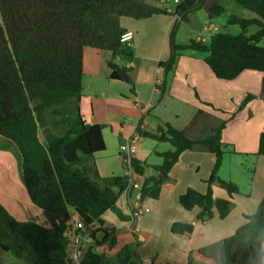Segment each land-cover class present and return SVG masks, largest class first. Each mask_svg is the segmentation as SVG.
<instances>
[{"label":"trees","instance_id":"obj_1","mask_svg":"<svg viewBox=\"0 0 264 264\" xmlns=\"http://www.w3.org/2000/svg\"><path fill=\"white\" fill-rule=\"evenodd\" d=\"M207 1L173 0L176 7L169 11L151 0H0V137L15 147L22 181L44 218L42 223L35 219L20 222L0 203L1 252L22 264H71V219L78 214L86 227L98 226L81 264H112L99 249L116 245V227L107 225L103 216L111 211L121 221L132 220L118 206L130 181L126 175L102 178L98 174L94 159L106 150L104 127L86 122L81 102L87 48L111 52V79L128 83L134 91L132 69L125 58H133L135 50L131 43L122 41L127 34L122 18L177 17L170 34L171 56L160 63L165 85L183 53L194 51L207 54L205 62L220 80H235L245 71L262 73L264 99V0H235L256 16L228 17L229 26L240 28L239 35L223 31L213 34L207 43H176L180 25L189 23L190 16L200 12ZM224 12L219 4L210 8L211 17ZM252 27L258 31L249 36ZM255 98L248 95L239 110ZM141 126L137 128L140 137L167 142L172 147L158 153L162 163L152 167L151 176H145L147 167L133 157L132 166L142 177V201L159 199L180 156L201 145L215 156L206 181L207 192L188 189L180 197V204L187 211L200 208L198 220L202 223L215 218V211L219 219H226L234 196L241 193L235 183L218 177L225 154V124L200 142L192 141L170 124L160 127L157 133L145 132ZM257 155L264 156V132ZM88 161H92L91 167ZM215 183L228 199L215 200ZM247 220L233 236L189 252L187 264H263L264 197L257 212ZM194 229L193 224L175 223L171 231L191 235ZM136 258L137 253L124 246L117 254V264H137Z\"/></svg>","mask_w":264,"mask_h":264},{"label":"crops","instance_id":"obj_2","mask_svg":"<svg viewBox=\"0 0 264 264\" xmlns=\"http://www.w3.org/2000/svg\"><path fill=\"white\" fill-rule=\"evenodd\" d=\"M151 2L169 11L176 6L175 2V6L168 5L166 0ZM220 3V0L207 1L204 8L209 16L211 6ZM202 10L190 16L188 25L203 33L196 41L207 43L221 28L214 24L211 16V27H207V14L202 15ZM246 17L254 18L249 11ZM176 21L175 15H159L147 20L122 18L121 23L131 35L130 43L135 50L133 58H125L126 65L132 69L134 91L128 83L111 79L112 71L108 66L111 52L85 49L81 113L87 123L104 127L106 144L105 152L94 159L98 174L102 178L125 175L121 146L137 134L140 123L142 130L150 133H157L160 127L170 124L196 142L225 124L222 134L225 154L218 177L235 183L241 194L234 196L232 211L226 219H219L215 211V218L200 222L201 209L185 210L180 197L188 189L201 194L207 192L206 181L211 176L215 156L201 145L184 152L169 174L170 181L163 185L159 199L143 201L139 217L125 222L111 211L103 216L106 222L110 220V227H116L117 242L113 248L104 246L99 251L107 258L115 255L116 263L119 250L129 246L138 255L134 259L137 264H187L189 252L233 236L247 223V217L257 212L264 197V156L257 155L260 135L264 132L263 74L245 71L235 80H220L205 62L206 56L187 51L165 85L160 63L167 62L171 56L170 34ZM87 76L106 83H88L85 88ZM248 95L256 98L238 110ZM0 147V203L20 222L35 219L42 223V211L31 202L22 181L15 147L1 137ZM171 149L167 142L141 136L134 156L147 167L145 176H151L152 167L162 163L158 153ZM91 162H87L89 167ZM138 181L141 183L142 177L138 176ZM213 192L215 200L229 198L217 183L213 184ZM129 195L128 198L123 195L118 206L124 215L132 217L133 200ZM175 223L193 224V234L172 233ZM13 262L19 260L0 251V264Z\"/></svg>","mask_w":264,"mask_h":264},{"label":"built area","instance_id":"obj_3","mask_svg":"<svg viewBox=\"0 0 264 264\" xmlns=\"http://www.w3.org/2000/svg\"><path fill=\"white\" fill-rule=\"evenodd\" d=\"M179 2V0H175ZM130 34H125L122 41L130 44ZM140 136L136 134L130 137L127 142L121 146V158L123 162V168L125 175L129 177V188L123 193L126 198L132 197V219L139 217L143 212L142 197H141V183L138 181V175L136 174L133 166L132 159L136 151V142ZM133 194V195H132ZM73 226L74 238L71 252V264H81L82 260L93 243V233L98 228L97 225H91L86 227L80 220L78 214H74L71 219Z\"/></svg>","mask_w":264,"mask_h":264},{"label":"rangeland","instance_id":"obj_4","mask_svg":"<svg viewBox=\"0 0 264 264\" xmlns=\"http://www.w3.org/2000/svg\"><path fill=\"white\" fill-rule=\"evenodd\" d=\"M221 1V5L225 8V12L223 14H221L220 16H212L211 18H214L215 19V22L214 24L216 26H218L219 28H221V30L219 32H223V31H228L230 34L232 35H239L241 33V30L238 26H229L228 23H227V20H228V17L231 16V15H235V16H238V17H246L247 16V13L248 11H246L244 8L240 7L235 0H220ZM168 5L170 6H175L174 5V2L173 0L169 1L168 2ZM176 7V6H175ZM203 14L202 15H206V24H207V27H211V23H210V16L209 14L206 12L207 10L204 8L202 10ZM206 13V14H205ZM210 13V12H209ZM253 17H256L253 13H252ZM209 16V17H208ZM247 18V17H246ZM1 19V18H0ZM1 21V20H0ZM258 31L257 28L255 27H252L249 29L248 31V35H252L254 33H256ZM205 34H208L210 32H204ZM201 32H198V30H195L194 27L192 26H189L188 23L187 24H181L180 25V28L177 32V37H176V43L178 44H188L191 40H195L198 36H200ZM264 43V42H263ZM262 43V44H263ZM264 45V44H263ZM197 54H200L201 56L205 57L207 56V54H203V53H198L196 52ZM84 83H85V88L87 87L88 83L89 85L91 83H106V82H98V81H93L92 79H90L89 76H87L84 80ZM241 106V105H240ZM240 106H239V109H240ZM238 109V110H239ZM236 113H234L233 115H235ZM225 150V149H224ZM234 157V156H233ZM109 215V213H108ZM108 222H110L109 219H107ZM107 222V225H110V223ZM98 237H101L100 233H97L96 234ZM106 250V249H105ZM112 249L108 250V251H111ZM109 261L112 263V264H117L116 263V260H115V255L111 258H108ZM20 264V261L19 262H13V264ZM22 263V262H21ZM7 264H10V263H7Z\"/></svg>","mask_w":264,"mask_h":264},{"label":"water","instance_id":"obj_5","mask_svg":"<svg viewBox=\"0 0 264 264\" xmlns=\"http://www.w3.org/2000/svg\"><path fill=\"white\" fill-rule=\"evenodd\" d=\"M120 66H122V64H120Z\"/></svg>","mask_w":264,"mask_h":264}]
</instances>
